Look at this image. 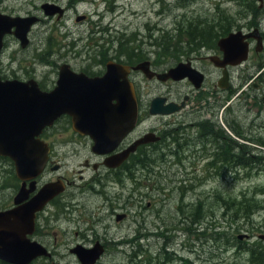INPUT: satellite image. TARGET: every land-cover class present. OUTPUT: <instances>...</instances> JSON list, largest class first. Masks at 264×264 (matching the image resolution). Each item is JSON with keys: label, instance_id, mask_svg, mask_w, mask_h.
I'll use <instances>...</instances> for the list:
<instances>
[{"label": "rangeland", "instance_id": "rangeland-1", "mask_svg": "<svg viewBox=\"0 0 264 264\" xmlns=\"http://www.w3.org/2000/svg\"><path fill=\"white\" fill-rule=\"evenodd\" d=\"M46 3L58 6L60 9L65 8L64 16L60 18L57 14L45 16L40 6ZM235 10L236 8L230 7L225 0H0V13L11 17L33 16L38 19L27 34L28 44L24 48H20L18 41L11 35L3 38L0 76L9 78L15 74L23 78L31 77L50 88L56 77L54 71H57L61 63L68 64L77 71L86 70L92 73L99 69L100 60L116 57L118 44L124 38L129 40L126 46L139 47L145 55L155 56L156 53H162L160 50L162 46L171 47L167 54H180L182 61L189 56L192 62L199 66L201 63L196 60L199 56L193 51L186 53L187 55L184 54L186 47H189L188 39L195 35L193 39L196 42L191 45L203 46V43L199 41H208L215 32L211 31L213 27L211 22L219 21L216 13L224 12V15L235 20L233 13ZM80 15L85 16L86 19L76 22V17ZM262 27L264 32V21ZM178 29L182 32H178ZM185 30L191 32L189 38ZM200 30L204 32H198ZM209 31L211 32L208 34ZM175 44L180 45L174 46ZM128 50H123V53H127ZM199 50L203 56L204 49ZM258 59L260 67L255 69L253 63ZM157 68L165 69L168 66ZM262 73L264 74V48L258 54L252 53L247 65L236 69L231 74V85L236 99L230 97L233 99L230 101V98L223 99L221 95L216 94L205 99L206 102L219 107H224L226 100L230 101L229 118L231 121L234 120V123L247 135L255 132L254 127L247 126L254 117V113L249 109L247 99L237 98L241 94L237 93L247 88V85L252 82L253 75H262ZM215 77L216 75H212L210 81L213 82ZM134 81L144 96L145 85H148L149 95L167 91L166 87L157 86L155 82H147L139 74L134 75ZM205 85L207 87V83ZM187 90L186 84L177 83L168 91L174 97L176 94L180 96ZM248 94L258 95L257 101L260 102V95L264 97V85L261 84L258 91H253L250 87ZM192 106L189 104L190 112H186L188 108L182 111L179 119L188 122L194 119ZM263 106L261 102L258 104V107L264 110ZM218 114L215 119L213 118V122H219ZM260 116L264 118V112ZM262 121L264 123V119ZM147 124L155 126L156 122ZM228 134L233 136L230 131ZM260 134L264 139V131ZM42 137L51 144L52 155L56 156L55 159L59 160H56L58 164L63 166L62 171L67 174L75 172L77 164L88 156L86 140H78L79 143L85 144V147L78 143L66 144L67 141L75 138L69 136L62 124H56L46 130ZM144 163L147 164H143V168L140 165L142 162L134 163L132 171L137 175L138 188L145 200H139V203L133 204L128 212L127 220L119 228L107 215V210H95L94 198H90L83 208L74 213V216L78 214L82 220L90 218L92 223L96 221L94 226L97 233H101L103 227L110 224L108 232L115 234L114 238L124 237L125 241H131L136 234H141L140 237H144L145 241H139L138 245L141 243L143 252V247L147 250L148 253L144 255L150 259V264H156V259L162 261V252L168 246V252H175L181 256V264H249L250 256L247 251H242L244 248L246 250V248L257 246L264 250V242L256 239L258 235H264V174L229 173L209 176V174L194 173L193 169L197 166L194 162L184 163L181 169L169 160ZM201 165L200 161L197 168L199 169ZM263 168L262 165L261 169ZM8 174H12L11 162L0 161V208L8 201L10 202L13 193L15 183ZM85 174L93 173L87 171ZM143 174L146 175L141 178ZM196 182L197 185H200V182L205 183L197 189L198 195L194 191ZM200 200L205 204L203 211L196 207ZM147 201L150 202V209L147 212V219L140 227L132 222L130 216L134 215L131 213L135 212V206L141 204L145 206ZM246 207L250 209L248 218H244L243 214ZM229 208L237 214L236 222L232 218V211L227 212ZM199 211L201 214L204 213V218L198 220L200 223H187L190 221L185 219L196 212L199 214ZM48 213L54 214V211L49 209ZM137 220L141 223V220ZM50 225L52 228L56 226L54 222ZM87 228L88 224L85 221L78 226H61V229H67V231L59 232L57 235L59 246L53 253L52 259L55 264H78L76 259L67 253L66 246L76 240L72 234L74 231L80 234L84 231V236L90 238L91 233ZM157 233L162 236L153 237ZM242 235L250 238L238 239ZM51 237L38 236L37 239L52 246ZM239 247H241L240 250H238ZM113 248V251L110 250L98 264H134L144 256L136 257L135 262H131L135 253L130 256L134 250L130 248V245L124 244V249L121 251L114 246ZM146 260L143 258L142 262ZM37 264L48 263L40 260Z\"/></svg>", "mask_w": 264, "mask_h": 264}, {"label": "flooded vegetation", "instance_id": "flooded-vegetation-1", "mask_svg": "<svg viewBox=\"0 0 264 264\" xmlns=\"http://www.w3.org/2000/svg\"><path fill=\"white\" fill-rule=\"evenodd\" d=\"M225 3H228L230 7L236 8V10L233 11L235 20L230 16L224 15V12H217L216 17L219 18V21L211 22L213 25L211 31L214 30L215 32L208 38L207 43L200 47L192 45L186 47L187 50L184 53L185 55L193 51L199 56L196 58V60L201 63L199 66L195 65L189 56L185 57L182 61L180 54H167L169 52L168 49L166 50L167 47H162L160 49L162 53H156L154 54L155 56H149L143 53V55L140 54L139 52L141 49L139 47L135 49V53H133L134 50L120 55L122 54L120 50L123 48L121 42L118 44V51L115 52L116 57L103 58L98 63L99 69L92 73L86 70L77 71L66 64L71 72L76 74L82 73L88 78L102 76L107 63H114L126 67L128 69L126 79L131 84L136 103V125L130 133L118 142L110 153L99 155L92 152V142L89 137L77 134L72 130L71 118L64 114L58 117L51 127L43 128L36 138L45 145L44 147L47 150L46 161L41 172L30 179L20 180L16 177L12 166V174L8 175L15 183L12 189L13 193L10 202L8 201L6 205H3L0 211H5L14 207L13 199L20 188L26 191L29 190L24 199V201H28L47 185L58 184L62 186V191L48 200L42 209L35 214L31 233L30 235H26L29 241L38 244L48 255L35 259L31 264H37L40 260H45L48 264H55L52 259L53 253L56 252L59 246L57 235L59 232L66 233L67 231V229H61V226H78L82 221L88 224L87 230L91 233V237L87 238L84 236V231L82 234L77 231L72 233L76 240H74L72 244L66 246V251L75 259L76 257L71 253V250L77 246L83 249L96 247L99 250L100 255L94 264H98L104 256L108 255L110 250L113 251V246L116 247L118 251H121L124 244H129L130 248L135 250L132 251L130 256L135 253L139 255L138 257H141V255L148 253L144 247V252L141 251V244L135 245L131 241L123 243L122 240L124 237L121 236L114 238L115 234L108 232L110 224L104 226L101 233H97L94 226L96 221L92 223L90 218L88 220H82L78 214L74 216V213L77 212L78 209L83 208L90 198H94L96 200L95 210H107V215L111 217L113 223L119 228L127 220L129 215L128 212L133 207V204L139 203V200H145L138 188L139 181L137 175L133 174L132 171L134 162L147 164L144 162L156 160L163 162L169 160L173 161L176 166L181 169L184 163L194 162L198 166V163L201 161V167L198 169L196 166L193 169L194 173L209 174V176H212V174L229 173L264 174V168L261 169L262 165L264 166V139L261 138L262 134H260L261 131H264V123L262 121L264 118L260 116L264 110L258 107L260 102L264 104V97L260 95L259 102L257 101L258 95L248 94L250 87L253 91H258L261 84L264 85L263 73L262 75H253L251 79L252 82L247 85V88L237 93L238 95L241 93L237 98L247 99V103L250 106L249 109L254 113V117L247 125L248 128H255L254 134H244V130L239 128V126L234 123V120L231 121L229 118V105L230 101L233 100L231 98L234 97V99H236L235 94L233 95L234 89L231 85V74L236 69L247 65L251 59L252 53L258 54L264 48V32L262 27V22L264 21V0H225ZM61 9L62 14L58 18L65 14L66 9ZM77 17L82 18L81 21L86 19L85 16L81 15ZM226 18L227 20H224ZM211 31L207 33L209 34ZM230 34L238 35L239 38H236L237 41L242 46L246 47V59L235 65L222 63L223 53L217 45L218 41L227 38ZM200 48L204 49L203 56L200 54ZM118 54L120 56H118ZM142 62H148L149 70L156 75H162L166 73L168 69L174 68L177 65H186L187 68L198 73L194 75L200 77L201 82L196 89L187 78L178 81L166 79V81L163 82L157 80L155 77L147 79L139 71L132 70L134 66ZM259 62L258 59L257 62L253 63L255 69L260 67ZM61 64L63 65L64 63ZM167 66L168 68L165 69L157 68ZM58 67L57 71H54L56 77L55 81L51 83L50 88L45 87L34 78H23L15 74L9 78H2V76H0V80H16L23 83L35 81L41 92H49L55 86ZM137 74L141 75L147 82H155L157 86L166 87L167 91L149 95L148 85H145V90L143 91L145 93L144 96L141 89L138 90L137 84L134 81V75ZM212 75H216L213 82L210 81ZM177 83L186 84L188 90L183 92L180 96L176 94L173 97L168 90ZM205 83H207V87ZM212 94L221 95L223 99L231 98L229 99L230 101H225L224 107L213 106L211 103L205 101L206 97ZM202 96H204V98ZM154 99L159 100L157 105L162 109H165L168 105L180 109L170 115H150L149 109ZM189 104L193 105L194 119L188 122L179 118L181 115L180 113L187 108L188 110L186 112H190ZM217 114L219 119L218 123L213 122V118L215 119ZM175 116L178 117L172 119V117ZM150 122H156V125H148L147 123ZM56 124H62L63 127L67 129L69 136L75 138L71 141H67V145L76 143L81 144L78 142L79 139L87 141L88 156L77 164L75 172L72 171L71 174L62 171L63 166L58 164L56 161L58 159H55L56 156L52 155L53 148L51 144L42 137L46 130L52 128ZM227 130L232 133L233 138L228 134ZM258 136L260 138H258ZM81 145L83 147L86 146L85 144ZM109 157H119V159H123L117 166L108 168L104 165V161ZM0 161L10 160L0 157ZM142 164L141 167L144 166ZM87 171H91L93 174H85ZM145 175L146 174H143L141 178ZM204 184L205 183L200 182V185H197V182L195 183L194 191L197 195V189ZM201 200L197 202V204L200 203L205 207V204ZM193 207H195V205H193ZM49 209H52L54 214L48 213ZM134 209L135 212L131 213L134 215L130 216V219L137 226L141 227L147 219L150 202L147 201L145 206H142V204L140 206H135ZM194 215L204 217V214H201L200 211L199 214L196 212ZM137 219L141 220V223ZM52 222L56 225L54 228L50 225ZM48 235L50 237L52 236V246L37 239L38 236L47 237ZM242 236L245 237L240 240L250 238L247 235ZM262 236L264 237L263 234L258 235L256 239L264 242V238H261ZM254 247L258 248L257 246ZM258 249L262 250L260 248ZM143 258L147 259L146 255L138 260L139 264H146L147 260L143 263ZM76 261L78 262L77 259ZM78 264L80 263L78 262Z\"/></svg>", "mask_w": 264, "mask_h": 264}, {"label": "water", "instance_id": "water-1", "mask_svg": "<svg viewBox=\"0 0 264 264\" xmlns=\"http://www.w3.org/2000/svg\"><path fill=\"white\" fill-rule=\"evenodd\" d=\"M40 9L45 16L62 14V10L52 4H43ZM81 19L76 17L75 21ZM36 21L34 17H11L0 13V52L7 35L13 36L20 48H24L28 44L27 34ZM236 38L238 35L230 34L218 41L223 64L235 65L246 59V47ZM132 70L139 71L147 79L155 77L162 82L187 78L196 89L201 82L200 77L194 75L198 73L186 65H177L162 75L151 72L148 62H142ZM127 72L126 67L107 63L102 76L88 78L82 73L71 72L63 64L58 68L55 86L49 92H41L34 81L0 80V157L12 162L14 173L20 180L39 174L47 150L36 138L43 128L51 127L63 114L71 118L75 133L90 138L93 153H110L136 125V103L131 84L126 79ZM158 101L151 102L150 115H170L180 109L171 105L162 109L157 105ZM122 159L109 157L104 165L111 168ZM28 191L20 188L13 199L14 207L0 211V262L3 264H31L39 257L48 256L26 235L31 233L35 214L62 191V186L47 185L30 200L24 201ZM71 253L80 264H94L100 255L96 247L83 249L77 246Z\"/></svg>", "mask_w": 264, "mask_h": 264}, {"label": "trees", "instance_id": "trees-1", "mask_svg": "<svg viewBox=\"0 0 264 264\" xmlns=\"http://www.w3.org/2000/svg\"><path fill=\"white\" fill-rule=\"evenodd\" d=\"M180 28H182V27H180ZM194 29V28H193ZM190 30V29H189ZM178 32H182V30H180V29H178L177 30ZM186 31V30H185ZM198 32H204L203 30H200V31H198ZM186 33H187V37L189 38V35L191 34V32H189V31H186ZM198 35H202L201 33H198ZM193 38H195V35H193L192 36V38H189L188 40H189V43H188V45H191L192 43H194L195 42V39H193ZM196 38H198V36H196ZM128 42V40L127 39H125L124 41H123V39L121 40V43H127ZM200 42H203V44L204 43H207V40L204 42V41H200ZM199 44V43H198ZM176 45V44H175ZM174 45V46H175ZM158 46H159V44H158ZM176 46H178V44L176 45ZM130 49V51H134L135 49L134 48H129ZM169 50L170 49V47H168V48H166V50ZM136 52V50L133 52V53H135ZM132 53V54H133ZM140 54H142L141 52H139ZM216 202V201H215ZM180 207V206H179ZM196 207L200 210V211H203V210H205V207L202 205V204H200V203H198L197 205H196ZM200 207H202V208H200ZM248 210H250V209H248V208H245L244 209V218H248V214H249V211ZM229 211H232V209L231 208H229V209H227V212H229ZM232 218H234L233 220H235L234 222H236L237 220H238V216H237V214L235 213V212H233L232 211ZM204 214V213H203ZM196 218V219H195ZM204 217H199V216H196V215H191V216H189V217H187V219H185V220H188V221H190V222H187V223H192L193 222V224H195L196 222H198V220H201V219H203ZM198 219V220H197ZM237 219V220H236ZM187 225H189V224H187ZM188 232H190V230H187ZM219 233V232H218ZM219 234H221V233H219ZM139 235H137L136 234V236H135V238L134 239H132L131 240V242L133 243V244H135V245H138V241H143V240H141V239H139V237L141 236H139ZM128 242H130V241H128ZM241 249V247H239L238 248V250H240ZM243 252H245V251H247L248 253H249V256H250V258L248 259V262H249V264H264V250H259L258 248H256V247H250V248H246V250H245V248L242 250ZM172 254L171 252H166V251H163L162 252V257H163V259H162V261H160V260H157L156 259V264H170V263H175V264H181V260H180V258H181V256L180 255H177V254H173V257L171 256L170 257V254ZM139 255L138 254H134V257L136 258V257H138ZM133 257V259L132 260H130V261H133V262H135V258ZM168 258V259H167ZM167 259V260H166ZM173 259L175 260L174 262H173ZM178 259V260H177ZM166 260V261H165ZM165 261V262H164ZM0 264H2V263H0ZM134 264H139L138 263V261H137V263H134ZM147 264H150V259L149 258H147Z\"/></svg>", "mask_w": 264, "mask_h": 264}, {"label": "bare ground", "instance_id": "bare-ground-1", "mask_svg": "<svg viewBox=\"0 0 264 264\" xmlns=\"http://www.w3.org/2000/svg\"><path fill=\"white\" fill-rule=\"evenodd\" d=\"M261 11H262V10H261ZM125 39H126V38H124L123 41H124ZM127 40H128V39H127ZM195 42H196V41H195ZM195 42L192 43V44H195ZM199 42H200V41H199ZM128 43H129V40H128L127 43H121V45H122V47H123V50H127V49H129V47L126 46ZM201 43H203V42H201ZM204 44H205V43H204ZM204 44H203V45H204ZM176 45H177V44H176ZM176 45H175V46H176ZM179 45H180V44H178V46H179ZM151 47H152V46H151ZM162 47H163V46H162ZM199 47H200V45H199ZM158 48H159V46H158ZM170 48H171V47H170ZM134 49H135V48H134ZM175 49H176V48H175ZM123 50H121L122 54H120V55H124ZM129 50H130V49H129ZM129 50H128V51H129ZM179 50H180V48H179ZM128 51H127V52H128ZM140 52H141V50H140ZM259 52H260V51H259ZM141 53H142V52H141ZM120 55L118 54V56H120ZM142 55H143V54H142ZM237 104H238V103H237ZM244 120H245V119H244ZM238 135H239V134H238ZM243 140H244V139H243ZM217 146H218V145H217ZM253 151H254V150H253ZM255 152H256V151H255ZM238 155H239V154H238ZM223 162H224V161H223ZM134 163H136V162H134ZM153 163H154V162H153ZM140 165H141V164H140ZM142 165H143V164H142ZM144 165H145V164H144ZM230 207H231V206H230ZM200 208H202V207H200ZM143 209H144V208H143ZM138 214H139V213H138ZM146 218H147V217H146ZM233 219H234V218H233ZM197 220H198V219H197ZM198 222L200 223V221H198ZM109 223H110V222H109ZM185 223H186V222H185ZM195 226H197V225H195ZM195 226H194V227H195ZM109 227H110V226H109ZM188 228H189V227H188ZM182 229H183V228H182ZM186 229H187V228H186ZM215 229H216V228H215ZM184 230H185V229H184ZM181 231H182V230H181ZM137 232H138V231H137ZM145 232H146V231H145ZM146 233H147V232H146ZM148 233H149V232H148ZM179 233H180V232H179ZM138 234H139V233H138ZM142 234H144V232H143ZM140 235H141V234H139V236H140ZM152 235H153V234H152ZM109 236H110V235H109ZM135 236H136V235H135ZM139 236H138V237H139ZM161 236H162V235H161ZM161 236H160L159 233H157L156 235L154 234L153 237L159 238V237H161ZM168 237H169V236H168ZM139 239L144 240L145 238H144V237H142V238L139 237ZM150 240H151V239H150ZM152 240H154V239H152ZM122 241H123V243L126 242V241H125V238H124ZM144 241H145V240H144ZM148 241H149V240H148ZM160 241H161V240H160ZM138 242H139V241H138ZM140 242H141V241H140ZM105 243H106V242H105ZM146 243H148V242H146ZM140 244H141V243H140ZM128 245H129V244H128ZM145 245H146V244H145ZM145 247H147V246H145ZM168 248H169V246H168V247H165L164 251L168 252ZM123 249H124V248H123ZM159 250H160V248H159ZM170 250H172V249H170ZM141 251H142V250H141ZM179 251H180V250H179ZM173 252H174V251H173ZM174 253H175V252H174ZM174 253H172V254L169 253V254H170V257H171V256L173 257V254H174ZM174 255H175V254H174ZM144 256H145V255H144ZM175 256H176V255H175ZM134 258H135V257H134ZM135 259H136V258H135ZM167 259H168V258H167ZM167 259H166V260H167ZM166 260H165V261H166ZM175 260H176V259H175ZM175 260L173 259V262H174ZM177 260H178V259H177ZM180 260H181V258H180ZM165 261H164V262H165ZM131 262H132V261H131ZM136 263H137V262H136ZM175 263H176V262H175ZM175 263H172V264H175Z\"/></svg>", "mask_w": 264, "mask_h": 264}]
</instances>
